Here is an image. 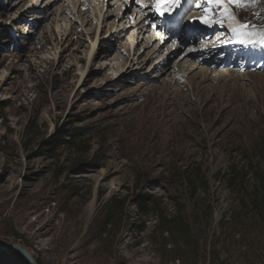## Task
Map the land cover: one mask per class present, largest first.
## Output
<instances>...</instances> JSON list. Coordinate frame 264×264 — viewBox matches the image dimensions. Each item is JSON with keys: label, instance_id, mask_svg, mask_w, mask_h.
<instances>
[{"label": "rangeland", "instance_id": "obj_1", "mask_svg": "<svg viewBox=\"0 0 264 264\" xmlns=\"http://www.w3.org/2000/svg\"><path fill=\"white\" fill-rule=\"evenodd\" d=\"M36 1L0 0V244L37 264H264V85L226 71L264 74V44L240 58L216 28L188 35L187 50L156 49L132 26L140 5L170 25L182 6ZM208 8L182 26L223 17ZM227 8L264 36V0ZM206 45L221 53L202 58ZM180 215L184 233L164 221ZM17 254L0 249V264H26Z\"/></svg>", "mask_w": 264, "mask_h": 264}, {"label": "bare ground", "instance_id": "obj_2", "mask_svg": "<svg viewBox=\"0 0 264 264\" xmlns=\"http://www.w3.org/2000/svg\"><path fill=\"white\" fill-rule=\"evenodd\" d=\"M24 1L27 2V0H16V2L14 3V5L16 4H21ZM71 1V0H70ZM95 4H96V8H98V10L100 11V14H102V8L99 7V2H97V0H94ZM37 1L35 0V2H31V4L36 3ZM190 0H181V5L182 8L179 12L176 11L177 13V17L176 18V13L174 15H172L170 17L169 20H171V25H169L167 22L162 21L161 23H159L158 19L155 17L158 16L161 18V15L157 12V11H151V9L149 8L150 4H148L146 1H144V5L146 6V8H143V6L140 5L138 14L140 12V16H138V18L136 20H133V27L135 29L136 34H140L143 35L147 32H151L154 33V36H151L150 38H154V40H156V44L154 43V47H156V49H160L161 46L164 44V42H166L169 39H175L176 42L173 44L174 48L176 49V47L179 49L181 46H184L183 48L190 47L192 45V39L194 37H191L188 35L195 33L197 35V39L199 38V34L201 33H205V32H209L212 30H215L216 28H223L224 30L227 29L226 31L229 30V32L231 34H233L234 36V40L231 43H227V45H229L226 49H224L222 47L221 51H228L227 53H229L232 49H234L235 47H238V51L242 52L241 55H239L240 58H242V55H245V50H242L239 46L241 47H249L250 43H247L246 41L249 40H255V38L250 37L252 34L247 32L246 29H244L239 23H236L233 20V17L237 18L231 11L230 9H228L227 12L224 11L223 13V17L222 18H218L217 20H214V18L212 19L211 17H208V22L206 23H201L199 22V20H197L196 18H201V17H207L205 15H202L200 13H195L193 16H190V18L184 21V24L182 26L183 20L186 19L185 17L187 16V14H189V12L191 10H193V8H197V10L199 11H203L205 8H208V6H210V4H208L206 2V0H201V1H196V0H192V3H189ZM30 4V3H29ZM185 5H186V9H185ZM30 6V5H28ZM178 6V7H180ZM173 7H177V6H171L168 5V13H170L172 11ZM191 7H193L191 9ZM152 8V7H151ZM162 8V7H161ZM167 8V7H166ZM153 9V8H152ZM137 14V13H136ZM155 14V15H153ZM165 16L164 18H167V12H165ZM182 17V19H181ZM239 18V17H238ZM223 24V25H222ZM260 24V22H246V25L248 26H256ZM264 26V23H261ZM132 27V28H133ZM127 28V27H126ZM184 30L185 35L182 36L181 34L183 33ZM219 30V29H217ZM171 31H176L175 35H172ZM262 34H264V31L261 32ZM227 34L226 32L222 33ZM181 35V36H180ZM202 35V34H201ZM259 35V34H258ZM263 36V35H262ZM142 37V36H141ZM258 37V36H257ZM162 40H164V42H162ZM244 41V42H242ZM149 43V42H147ZM210 46V47H209ZM216 46L213 45H206L205 51L200 52V56L202 58H211V57H217L218 54H220L221 52L218 49H214ZM182 48L183 51V55H182V59H184V61L182 62V64L190 69H194V68H199V64L200 62L195 59H193L194 57L192 56V53L190 54V56L187 55V52L184 53V50ZM226 53V54H227ZM225 55V54H224ZM190 58V59H189ZM230 58L225 55V58L222 62H226L227 64H235V62L233 60H229ZM230 69V68H228ZM231 69H235V68H231ZM201 70V69H200ZM237 69H235V71H228L230 77H235L236 80L238 79H244V77L246 78V76L250 75V76H255L253 78H257L258 82L261 83V85H264V74H259L257 72L254 73H239L236 72ZM203 71L204 75H209V74H215L218 75L221 72H218V70L212 69V68H205L203 70H201V72ZM237 73L236 75H233ZM237 83H235L236 85ZM205 85V84H204ZM210 90V89H209ZM227 92V91H226ZM209 96V95H208ZM210 99V98H209ZM123 164H114L111 166V168L114 171H121V169L123 168L122 166ZM94 205L93 203L90 206V213L93 211ZM135 243V242H133ZM132 243V244H133ZM27 252L32 256V253L29 252L27 250Z\"/></svg>", "mask_w": 264, "mask_h": 264}, {"label": "snow or ice", "instance_id": "obj_3", "mask_svg": "<svg viewBox=\"0 0 264 264\" xmlns=\"http://www.w3.org/2000/svg\"><path fill=\"white\" fill-rule=\"evenodd\" d=\"M206 2L210 5L214 4L217 6H221L224 8V11L227 12L228 8H227V3H231V4H239L241 2V0H206ZM158 3L161 5H171V6H179L181 5V0H158ZM204 11L206 13H209V15L214 14L212 12L211 8H205ZM164 11H161V15H164ZM197 20H199V22L201 23H206L208 22V17H201V18H196ZM244 42V41H242ZM247 43L250 44H255V43H260V44H264V36H262L259 40H249L246 41Z\"/></svg>", "mask_w": 264, "mask_h": 264}, {"label": "trees", "instance_id": "obj_4", "mask_svg": "<svg viewBox=\"0 0 264 264\" xmlns=\"http://www.w3.org/2000/svg\"><path fill=\"white\" fill-rule=\"evenodd\" d=\"M257 175L259 176V178L262 177L264 180V171L261 174H260V172H257ZM191 180H192L193 187L194 186L196 187L200 183V179L196 173L193 176H191ZM263 183H264V181H263ZM262 199H264V198H262ZM109 206L117 208L118 207L117 201L113 200V199L109 200V204L107 205V207L105 209L107 211V213H109L108 211L112 210ZM164 221L169 225L170 229L172 228V226H175V227H177L178 232H180V233L185 232V226H184L185 223H184V219L181 215L178 216L177 218L167 219ZM17 255L24 261V263H26V264L28 263V261L23 256H21L19 254H17Z\"/></svg>", "mask_w": 264, "mask_h": 264}, {"label": "water", "instance_id": "obj_5", "mask_svg": "<svg viewBox=\"0 0 264 264\" xmlns=\"http://www.w3.org/2000/svg\"><path fill=\"white\" fill-rule=\"evenodd\" d=\"M1 250H8L12 252H16L19 255L23 256L29 264H37L35 259L27 252V250L19 245L15 244H0Z\"/></svg>", "mask_w": 264, "mask_h": 264}]
</instances>
